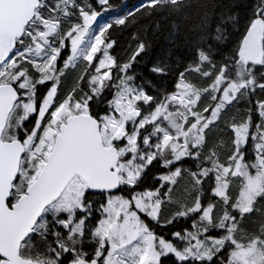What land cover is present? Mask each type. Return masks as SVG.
<instances>
[{
    "label": "snow or ice",
    "instance_id": "1",
    "mask_svg": "<svg viewBox=\"0 0 264 264\" xmlns=\"http://www.w3.org/2000/svg\"><path fill=\"white\" fill-rule=\"evenodd\" d=\"M0 264H264V0H0Z\"/></svg>",
    "mask_w": 264,
    "mask_h": 264
},
{
    "label": "trees",
    "instance_id": "2",
    "mask_svg": "<svg viewBox=\"0 0 264 264\" xmlns=\"http://www.w3.org/2000/svg\"><path fill=\"white\" fill-rule=\"evenodd\" d=\"M124 2H126L129 6H132V5L138 4L140 0H124ZM119 54L120 53L118 52V55Z\"/></svg>",
    "mask_w": 264,
    "mask_h": 264
},
{
    "label": "rangeland",
    "instance_id": "3",
    "mask_svg": "<svg viewBox=\"0 0 264 264\" xmlns=\"http://www.w3.org/2000/svg\"><path fill=\"white\" fill-rule=\"evenodd\" d=\"M101 22H103V20H101Z\"/></svg>",
    "mask_w": 264,
    "mask_h": 264
}]
</instances>
